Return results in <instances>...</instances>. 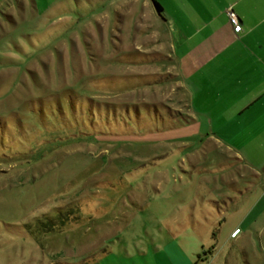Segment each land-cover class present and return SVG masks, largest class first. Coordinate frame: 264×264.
Instances as JSON below:
<instances>
[{
  "label": "rangeland",
  "instance_id": "rangeland-1",
  "mask_svg": "<svg viewBox=\"0 0 264 264\" xmlns=\"http://www.w3.org/2000/svg\"><path fill=\"white\" fill-rule=\"evenodd\" d=\"M170 36L152 0H2L0 264H204L228 237L249 170L192 119ZM243 227L211 264H264Z\"/></svg>",
  "mask_w": 264,
  "mask_h": 264
},
{
  "label": "crops",
  "instance_id": "crops-1",
  "mask_svg": "<svg viewBox=\"0 0 264 264\" xmlns=\"http://www.w3.org/2000/svg\"><path fill=\"white\" fill-rule=\"evenodd\" d=\"M155 1L162 10L158 15L171 31L169 46L192 119L205 120L207 139L235 159H228L229 165L237 161L250 174L243 180L248 184L245 190H232L238 196L226 211L242 210V217L232 224L215 252L204 253L202 262L211 264L242 232L243 225L248 235L256 232L264 247V0ZM228 7L242 23L238 36L228 21ZM227 193L229 190L222 188L221 198H227ZM165 248L168 264H197L201 259L174 242L171 249ZM222 259L218 264H223Z\"/></svg>",
  "mask_w": 264,
  "mask_h": 264
},
{
  "label": "trees",
  "instance_id": "trees-1",
  "mask_svg": "<svg viewBox=\"0 0 264 264\" xmlns=\"http://www.w3.org/2000/svg\"><path fill=\"white\" fill-rule=\"evenodd\" d=\"M153 6L158 14L161 13V7L159 3L155 0H152ZM74 212L72 210H61L58 209L55 216H43L41 220L37 221V225H39V229L43 232L51 231L53 229L58 228L61 225H64L66 221H68ZM74 217V216H73Z\"/></svg>",
  "mask_w": 264,
  "mask_h": 264
},
{
  "label": "built area",
  "instance_id": "built-area-1",
  "mask_svg": "<svg viewBox=\"0 0 264 264\" xmlns=\"http://www.w3.org/2000/svg\"><path fill=\"white\" fill-rule=\"evenodd\" d=\"M226 14L234 34L238 36V34L242 32V23L240 21V18L231 7L227 8Z\"/></svg>",
  "mask_w": 264,
  "mask_h": 264
}]
</instances>
